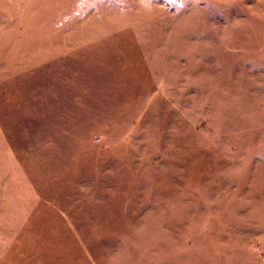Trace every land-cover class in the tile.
<instances>
[{
    "label": "rangeland",
    "instance_id": "obj_1",
    "mask_svg": "<svg viewBox=\"0 0 264 264\" xmlns=\"http://www.w3.org/2000/svg\"><path fill=\"white\" fill-rule=\"evenodd\" d=\"M0 264H264V0H0Z\"/></svg>",
    "mask_w": 264,
    "mask_h": 264
}]
</instances>
